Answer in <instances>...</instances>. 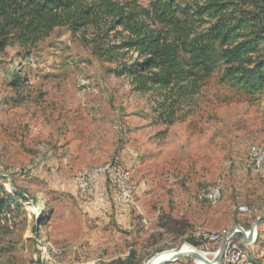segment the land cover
Masks as SVG:
<instances>
[{
    "label": "rangeland",
    "instance_id": "obj_1",
    "mask_svg": "<svg viewBox=\"0 0 264 264\" xmlns=\"http://www.w3.org/2000/svg\"><path fill=\"white\" fill-rule=\"evenodd\" d=\"M212 61L198 93L169 125L153 113L148 94L132 91L64 28L24 64L14 52L0 54V184L27 200L0 223V264H144L196 246L186 236L196 227L248 230L264 209V177L244 169L249 148L264 146V92L232 85L216 52ZM79 74L99 93L81 92ZM106 162L131 173L132 232L122 228L114 199L128 202L104 177L85 197L78 190L77 174ZM216 180L223 183L219 201L198 200ZM239 205L251 213H239ZM90 210L111 212L105 246L94 248L83 233ZM261 219L257 241L264 246ZM166 264L194 262L183 256Z\"/></svg>",
    "mask_w": 264,
    "mask_h": 264
},
{
    "label": "trees",
    "instance_id": "obj_2",
    "mask_svg": "<svg viewBox=\"0 0 264 264\" xmlns=\"http://www.w3.org/2000/svg\"><path fill=\"white\" fill-rule=\"evenodd\" d=\"M58 28L148 94L169 125L211 73L214 52L232 85L264 92V0H0L1 55L24 64ZM26 201L0 184V223Z\"/></svg>",
    "mask_w": 264,
    "mask_h": 264
},
{
    "label": "built area",
    "instance_id": "obj_3",
    "mask_svg": "<svg viewBox=\"0 0 264 264\" xmlns=\"http://www.w3.org/2000/svg\"><path fill=\"white\" fill-rule=\"evenodd\" d=\"M76 87L83 93L96 95L100 88L90 83V80L82 74L76 77ZM244 169L252 173L264 177V146L253 144L244 161ZM104 177L113 187H115L121 196L131 205L136 206L134 195V187L130 171L123 169L113 162H106L98 166H94L83 172H79L76 176L78 190L82 197H85L92 189L93 185L100 178ZM223 183L221 180L206 185L197 195L198 200H204L210 204H216L222 194ZM264 208V203H263ZM239 213H251V210L245 205L238 206ZM264 211V209H263ZM243 228V227H242ZM244 229V228H243ZM229 229L220 231H210L204 228L196 227L186 233V236L192 239L196 246L194 250L204 254L211 264H264V258L252 259L247 254L245 247L253 243L256 239V231L248 243H243V235L238 229L230 236H227ZM246 233L247 229H244ZM224 243V249L218 262L213 261L217 255L221 244ZM213 244L212 250L208 249V245ZM50 248V245H48ZM206 250H203V249ZM194 264H204L200 261L193 260Z\"/></svg>",
    "mask_w": 264,
    "mask_h": 264
},
{
    "label": "crops",
    "instance_id": "obj_4",
    "mask_svg": "<svg viewBox=\"0 0 264 264\" xmlns=\"http://www.w3.org/2000/svg\"><path fill=\"white\" fill-rule=\"evenodd\" d=\"M115 206L119 205L118 212L120 213V219L119 222L124 225L125 230L127 232H132L134 226H133V205L122 203L121 200L119 202L114 199ZM131 205V206H130ZM135 209V208H134ZM115 212V211H112ZM84 215V219L82 221L83 224V233H86L89 236V241L91 243V246H94V248H98L101 245L105 246L106 239L110 236L111 228L113 227V223L111 220V212L109 215H106V212H97V211H87ZM116 215V213H115ZM115 218V217H114ZM261 224L264 223V217L261 219ZM258 226H256V239L253 243L249 244L247 247H245V250L250 258L252 259H262L264 258V246L260 245L262 240L257 241V232H258ZM246 229V228H244ZM134 235V231L132 233Z\"/></svg>",
    "mask_w": 264,
    "mask_h": 264
},
{
    "label": "water",
    "instance_id": "obj_5",
    "mask_svg": "<svg viewBox=\"0 0 264 264\" xmlns=\"http://www.w3.org/2000/svg\"><path fill=\"white\" fill-rule=\"evenodd\" d=\"M263 217H264V211L261 213V215H260L259 217H257V218L253 221V223H252L251 227L248 229V232H247V233H246V231H245L240 225H234V226H232V227L228 230V232H227V236H230L231 233L234 232V229H238V230L241 232V234L243 235V237H244V239H243V243H248V242H250V240L252 239V237H253V235H254V233H255V231H256V226H257L259 220H260L261 218H263ZM181 246H182V245H181ZM181 246L175 248V249H174L175 251L173 252V255H171L168 259L162 260V261L158 262L157 264H166V263H169V262H173V261H175L177 258H179V257H183V256H185V257H189V258H191V259H193V260H196V261H200V262H202V263H204V264H211V261H210V260H209L204 254H201L200 252H198V251H196V250L192 251L191 253H187V254H185V253H180ZM224 246H225V244L222 243L221 246H220V248H219V250H218V253H217V255L214 257L213 261L218 262V261L220 260V257H221V255H222V251H223V249H224ZM146 264H148V263H146Z\"/></svg>",
    "mask_w": 264,
    "mask_h": 264
},
{
    "label": "bare ground",
    "instance_id": "obj_6",
    "mask_svg": "<svg viewBox=\"0 0 264 264\" xmlns=\"http://www.w3.org/2000/svg\"><path fill=\"white\" fill-rule=\"evenodd\" d=\"M175 250L174 249H170V251H167V252H164V253H161V254H158L156 257H152L153 259H149L146 263L148 264H157L158 262L162 261V260H165V259H168L171 255H173V252ZM192 251H194V247L192 246H187V245H182L181 246V249H180V253H191ZM202 254V253H201ZM144 263V264H146Z\"/></svg>",
    "mask_w": 264,
    "mask_h": 264
}]
</instances>
